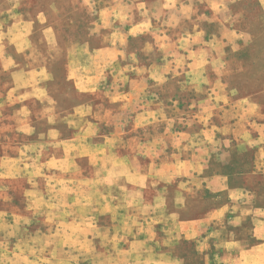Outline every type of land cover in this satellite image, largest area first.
I'll use <instances>...</instances> for the list:
<instances>
[{"label": "rangeland", "instance_id": "obj_1", "mask_svg": "<svg viewBox=\"0 0 264 264\" xmlns=\"http://www.w3.org/2000/svg\"><path fill=\"white\" fill-rule=\"evenodd\" d=\"M144 1L153 29L129 48L141 55L148 42L154 50L143 55L161 54L178 76L152 82L168 89L167 105L151 112L152 126L134 128L127 120L136 112L124 115L109 94L126 83L122 61L121 76L95 92H81L70 76L103 38L93 32L91 0H0V264H205L195 247L205 228L198 221L240 189L264 211L256 164L264 143V0H229L219 17L234 30L216 22L229 44L212 70L201 69L204 77L189 73L187 39L194 24L212 21L206 0H195V14L176 30L163 8L173 0ZM163 34L178 45L160 52ZM86 117L101 136L79 135ZM177 150L180 163L200 151L199 169L179 174ZM105 151L115 153L90 156ZM129 151L137 156L126 158ZM163 155L169 160L160 164Z\"/></svg>", "mask_w": 264, "mask_h": 264}, {"label": "crops", "instance_id": "obj_2", "mask_svg": "<svg viewBox=\"0 0 264 264\" xmlns=\"http://www.w3.org/2000/svg\"><path fill=\"white\" fill-rule=\"evenodd\" d=\"M172 2V5L165 4L163 7L166 9V14L169 15L165 24L176 30L185 19V14H195L197 5L195 0H173ZM206 2V9L212 15L211 23L194 24L192 30L188 32L187 42L191 47L188 51V65L192 77L198 75L204 77V71L201 70L203 67L212 70L213 64H217L223 57V46L229 44L226 34L220 35L215 31L216 22L219 21L217 26L221 24V29L224 26L229 30H234L232 25L223 24L219 17L227 9L229 0H206ZM90 4L96 13L93 32L98 34L102 32L103 38L99 44L93 46L85 64L70 73L71 78H74L75 84L81 92H95L100 89L105 78L121 76L117 71L119 69L116 64L122 61V71L125 74L124 82L126 83L117 85L113 91H109L113 98L111 102L113 105L117 104L124 115L128 110L136 112L134 119L127 120V124L134 128L152 126L156 120L152 121L151 112L154 109L161 110L167 105L162 98L168 92V89L155 90L152 82L157 80L161 82L169 77L178 76L176 69H173V73L168 70V59L161 54L155 60L148 59L146 55H143H149L154 50L147 49L148 42L143 44L145 47H143L141 55L134 53L135 51L133 52L129 48L132 39L147 35L152 31V5L144 0H91ZM222 4L224 5L221 7ZM140 14L144 16L137 17ZM166 40L169 44H166ZM174 44L178 45L173 37H168L166 34L160 35V52L166 51V49H162L164 46ZM131 61L137 62L134 63L136 69H132L134 64H130ZM119 67L121 68V66ZM174 67L177 68V65L173 64L171 68ZM191 75L189 74V76ZM121 95H126L129 102L121 103ZM152 95H155L153 103L148 101V99H152ZM140 97L141 99H139ZM134 99H136L135 102ZM111 116V118H105V125L113 124L112 120H116L114 114ZM85 121V129H82L79 135L85 139L98 136L99 134L96 135L91 130V124L88 123L89 117H86ZM159 124H164L163 120H159ZM219 130L226 133L227 125L223 124ZM205 138L211 140L212 136ZM198 152V154L189 153L180 163L178 156L182 155V152L174 151L173 157L177 159L176 167L181 168L179 174H188L199 169L204 157L200 151ZM114 153L111 151L110 154L105 151L90 156L109 158ZM137 153L129 151L126 158H134ZM119 155L117 154V156ZM168 160L167 155H163L160 164L168 162ZM256 164L259 172H264V143L257 148ZM244 190L246 189H240L241 195H230L223 206L210 212L204 221H198L205 228L200 230L203 236L201 240L195 241V247L196 252L203 255L205 264H264V211L258 209L250 193H245Z\"/></svg>", "mask_w": 264, "mask_h": 264}]
</instances>
